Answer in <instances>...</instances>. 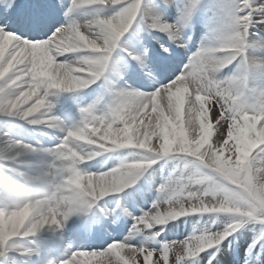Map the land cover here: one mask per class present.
<instances>
[{"label":"snow or ice","instance_id":"obj_1","mask_svg":"<svg viewBox=\"0 0 264 264\" xmlns=\"http://www.w3.org/2000/svg\"><path fill=\"white\" fill-rule=\"evenodd\" d=\"M199 3L200 0H193L182 11V21L190 17L192 9ZM86 6L115 11L110 16H97L87 23H71L59 28L46 40L30 42L0 28V115L18 118L33 127L45 126L65 133L54 149L42 151L52 156V164H67L73 169L72 177L66 181L59 196L62 209L49 207L44 212L45 206L41 203L22 221L9 220L0 224V256H4L14 238L33 237L46 227H62L72 215L87 212L100 199L132 186L147 168L157 162L156 158L170 155L187 159L192 171L186 177L170 178L162 185L158 189L161 199L141 216L133 218L132 231L151 232L177 218L197 214H229L234 217L233 222L221 232H205L183 241L165 243L159 250L114 241L103 250L71 252L62 264H73L77 257L89 258V264L94 258H102L100 264H140L141 257L143 264H170V256L175 257V264H185L189 258L217 248L249 222L264 225V208L242 184L245 172L252 176L257 174L264 155V144L254 146L258 135L264 133V96H249L251 89L243 72L223 80L209 79L206 63L208 57L217 56L223 58L217 70L240 64V58L234 54L236 44L245 34L249 38V29L256 16L260 19L255 23L264 24V4L257 5L255 0H223L219 5L214 42L210 46L202 45L166 85L150 93L116 90L105 115H94L93 106H89L81 109V126L66 128L62 120L51 115L52 104L48 98L52 90L73 92L101 79L109 67L113 51L138 19L149 30L166 35L178 48L186 47L180 27L152 15L144 0H72L73 8ZM0 23L4 21L0 20ZM69 54L75 59L60 61V57ZM128 55L144 66L143 56ZM13 69L15 71L9 75ZM192 77H199L202 87L190 88L187 80ZM233 89L243 97H249L248 103L238 106ZM210 114H214V123ZM214 135L215 141L210 142ZM118 149L143 150L151 154V158L124 162L108 172L81 170V164ZM35 152L37 149L32 145L9 140L6 147L0 148V161H16L21 155ZM245 153L248 156L242 165ZM4 167L0 165V170ZM241 167L245 172L240 171ZM7 171L23 175L13 168ZM222 191L243 197L248 203L225 204L224 207L231 211L204 210L211 207L207 201ZM17 196L12 180H0V199H15ZM181 201L183 207L177 208V202ZM162 205H166L163 211ZM171 212L180 214L166 223L157 222L159 216ZM125 214L130 215L127 211ZM193 239L201 240L203 246L176 253L177 248L185 249ZM23 254H29V250ZM215 258L213 252L208 264H212Z\"/></svg>","mask_w":264,"mask_h":264},{"label":"rangeland","instance_id":"obj_2","mask_svg":"<svg viewBox=\"0 0 264 264\" xmlns=\"http://www.w3.org/2000/svg\"><path fill=\"white\" fill-rule=\"evenodd\" d=\"M16 1L17 0H0L6 8H10L11 4ZM162 1L165 5H170L177 16L182 14L183 10L181 6H185L186 8L193 3V0ZM52 2L54 7L60 8L59 12L62 15L61 23L53 30H57L60 26L65 27L71 23L82 24L97 16L108 15V11L103 12L99 9H95L93 6L84 7L86 10H90L86 13L78 14L75 12L76 8H73L72 4L68 3L67 0H65V3L63 0H52ZM222 2L223 0H200V3L192 9L190 26L193 27V34L195 36L192 39L191 50L188 53H186L185 48H178L173 44L166 35L151 30L149 31L151 34L160 35L165 38L167 43L172 45L170 49H177L175 52H179V55L181 53V57L183 56L185 63H187L189 57L202 45L209 46L211 42H214V36L210 35L214 33L216 28L220 12L219 5ZM255 2L257 5L264 4V0H255ZM23 5H25V7L19 13L21 17L27 15L30 9L29 5L26 3L22 2L21 7ZM145 5L148 8L152 7V10H150L152 15L158 17L162 22L169 23L164 20L158 11L157 15H155V7L151 2H147ZM14 8H17V6ZM40 10L42 11L41 8ZM259 19L260 17L256 16L253 26L249 29V39L251 40L264 39V24L255 23V20ZM175 21L177 20L175 19ZM170 23L173 22L170 21ZM130 31L132 34L136 33L137 35L133 38L125 37V35L124 38L121 39L118 47L113 51L109 67L106 69L105 75L101 79L87 88L75 90L73 92L52 90L48 98L49 102L52 104V108L50 109L51 115L60 120H62L64 114L69 115L71 117V119H69L71 125L63 123L66 128L81 126L83 123L81 109L83 108L93 106L94 115L97 116H103L107 113L108 107L114 99L113 92L122 89V87L117 85H120V83L124 81L123 79L129 77L128 74L130 71L128 62H132V59L128 53L148 57V52L144 51L145 47L139 45L140 37L148 36L150 33L147 31L146 25L141 24L136 26V24H134L129 32ZM202 34H204L202 38L204 40L199 42L195 41L197 35L200 37ZM181 36L184 44L190 42L186 33H181ZM135 41H137V44H135ZM154 45L155 43L153 42L152 46ZM194 45L196 48H194ZM173 46L175 48H173ZM158 48L156 44L154 49L157 51ZM183 51H185V53ZM158 52L161 54L159 50ZM257 55H264V52H258ZM71 59H75L73 54H71L70 60ZM231 67H236V65H231ZM11 71H15V69L10 70L8 73L9 75ZM224 74V71H222L218 75V79L223 80L224 78L232 76L229 73ZM167 83L168 81L163 85ZM213 115L214 114H210V120L214 123ZM17 124L23 125L22 135L18 134L19 136L13 134L14 129L12 125L16 126ZM27 135L31 136L33 140L32 143H28L27 140L24 139L28 138ZM64 135L65 133L59 130H53L45 126L33 127L18 118L0 115V148L6 147V142L12 140L32 145L37 149L35 153L24 155L29 159L26 161L29 163L26 167H32L33 169L30 173H26L22 167L21 169H16L12 161H0V165H5L3 170H0V180H19V176L16 175L15 172L7 171L8 168H13L16 172L32 176L41 174L47 169L53 159L48 152L42 150L54 149L55 146L62 141ZM215 139L216 137L214 135L210 138V142H214ZM153 143H155V140ZM96 157L100 158L95 164L91 167H86L90 164L91 159L80 165L81 170L87 173L108 172L124 162L150 159L151 154L143 150L118 149ZM156 159L157 162L147 168L132 186L121 193L110 194L100 199L94 204L93 208L87 212L72 215L63 223L62 227H46L33 237L14 238L9 243L4 256H0V264L41 263V260H43L42 257L45 256L44 253H46L47 257L50 250H55L59 246L57 235L70 227L79 226L82 231L87 232L84 238L86 242L93 240L98 244L104 243L103 246H106L103 247L104 249L114 241H127L137 247L145 246L159 250L165 243L183 241L193 235H199L205 232H221L229 223L233 222L234 217L229 214H197L177 218L168 222L166 225L157 226L151 232H133V218L141 216L143 212L148 211L154 203L161 199V194L158 192V189L166 184L170 178L186 177L192 171V166L189 161L180 155H170ZM261 159H264V155L261 156ZM164 208H166V205L161 206V211H163ZM126 211L130 213V215L125 214ZM84 220L91 222V225L84 226ZM120 229H122L121 237L119 239H114L113 234H117ZM71 233H73V229ZM155 233H159V235L156 236ZM262 235H264V225L258 222H249L239 231L235 232L233 237L228 241L225 239L217 248L209 249L205 251L203 255L198 254L196 257L189 258L186 260L185 264H208L209 259H211L213 255L211 251L216 253V258L212 261V264H264V239H261ZM59 238L62 241H66L69 237H63L61 235ZM68 248L69 247L66 246V249ZM25 250H29V254L24 255L23 253ZM71 252L73 251L71 250ZM59 253L61 259L57 261V263H62L68 254H64L65 252L62 251ZM82 258H84V262L86 261L85 264H89V258ZM101 259L102 258H94L91 260V264H100ZM153 259H156V256H154ZM140 264H143L142 257ZM170 264H175L174 256H170Z\"/></svg>","mask_w":264,"mask_h":264},{"label":"clouds","instance_id":"obj_3","mask_svg":"<svg viewBox=\"0 0 264 264\" xmlns=\"http://www.w3.org/2000/svg\"><path fill=\"white\" fill-rule=\"evenodd\" d=\"M0 42H2V36H0ZM258 52H264V39L251 40L246 34L243 35L242 40L237 42L235 48L234 54L241 61L237 65L235 74L243 72L248 78L257 72L264 73V55H257ZM222 62V57L211 56L207 58L206 63L209 66L207 77L209 79L218 78V75L223 69L217 70V67ZM232 76L227 78H231ZM187 83L190 88L196 89L202 87L203 82L199 77H192L187 80ZM233 94L237 96L236 103L238 106H243L248 103L249 97H243L236 89H233ZM249 96L251 98L264 96V89L251 88ZM244 119L247 120L248 117L245 116ZM260 144H264V133L258 135L254 142V146ZM244 155L245 160L241 161L242 165L246 162L248 153ZM240 171L245 172V169L241 167ZM72 175L73 169L70 165H54L52 163L39 175H20L18 181H12L18 196L15 199H0V224L8 222L9 220L22 221L41 203L45 206L43 209L44 212L49 207L62 209L63 205L59 200L61 189ZM242 184L245 187V191L264 208V159H261L255 176H252L250 172H245V175L242 177ZM64 195H68V193H64ZM231 203H248V201L243 197L230 195L227 192H217L213 199L207 201V205L211 207H206L204 210L231 211L230 208L224 207L225 204ZM183 204L184 202L182 201L177 202L176 207L182 208ZM179 214L178 212L163 214L158 217L157 222L166 223L168 219ZM202 246L203 242L201 240L193 239L185 249L177 248L176 253L181 254L186 250L192 251Z\"/></svg>","mask_w":264,"mask_h":264},{"label":"bare ground","instance_id":"obj_4","mask_svg":"<svg viewBox=\"0 0 264 264\" xmlns=\"http://www.w3.org/2000/svg\"><path fill=\"white\" fill-rule=\"evenodd\" d=\"M67 1H68V3L72 4V0H67ZM145 2H146V0H144V5L146 4ZM93 7L97 8V6H93ZM149 9L152 10V7L149 8ZM89 10L90 9L86 10L83 7V8H76L75 9V12L78 13V14H83V13H86L87 11H89ZM99 10H101L103 12L108 11V15L107 16L112 15L113 12L115 11V9H112V8H100ZM9 12H10V10L5 9L4 5L0 3V20H3L1 17L6 16L7 14H9ZM35 22H36V19L34 18V16H32L29 19L28 25H24V24H17V25H15L14 24V26H13V25H8L4 21V23H0V28L4 27L5 28L4 30H6V31H14L19 38L26 39V40H28L30 42L33 41V40H46L49 37H51L54 32H56V30H52V29L55 26V24H57V20H54L51 25L45 26L40 31H38L37 29H33V28L30 27V26L34 25ZM60 23H61V21L58 24H60ZM59 28H62V26H60ZM51 32H52V34H51ZM157 41L160 42L162 40L158 38ZM160 43L163 44L164 46H167L163 42H160ZM212 43L213 42H211L210 45ZM70 57H71V54H69L67 56H64V57H60L59 59L61 61H66V60H70ZM164 60H165V58H163L161 60V62L163 64H165V62H163ZM161 62L157 61L156 65L157 64L159 65ZM179 66L181 68V65H179ZM179 66H175L172 71H171V69H172V67H171L169 69V71H167L165 73V74H167L168 72L171 71L170 73H168L166 75L165 79L162 78L165 74L163 76H161V75H159V76H157V75H155V76H147V80L145 79V80L138 81V82L134 81V82L131 83V86L128 84V86L125 87V90H136V91H140L142 93H150V92H153L158 87L162 86L165 82H167L171 78H173L174 73L175 74H179L180 71H181V69L183 68L182 67L181 69H177ZM236 68L237 67H234V68H232V67L225 68V72H227V73H229L231 75H234L235 74V71H236ZM247 83H248V88L249 89H251V88L264 89V73H259V72L254 73L253 75H251L250 77H248ZM122 89H124V88H122ZM141 90H144V91H141ZM62 121L66 125H71V123H70V121H69V119L67 117H63L62 118ZM12 127L14 129L13 134L15 136L22 135V126L21 125L20 126H18V125H16V126L12 125ZM3 140H5V139H3ZM6 145H7V142H6ZM28 160L29 159H28L27 156L21 155V156H19L17 158L16 161H12V163L15 166H17V167L24 168V170L26 171V173H28V172L30 173L31 171H33V169H32V167H26V165L29 164V163L26 162ZM87 167H91V166H87ZM87 171H89V170H87ZM78 240L79 239L77 237L67 238L66 241H65L66 243L60 244L57 248L60 247L61 251L62 252H65L64 254H69V252L66 251V245L67 244L70 245V244H72V243H74L75 241H78ZM56 260H57V252L52 251L51 252V257L47 261H45L44 264L57 263ZM48 261H50V262H48ZM85 263H86V261L84 262V258H82V257H77L76 262L75 261L73 262V264H85ZM57 264H62V263H59L58 262Z\"/></svg>","mask_w":264,"mask_h":264}]
</instances>
